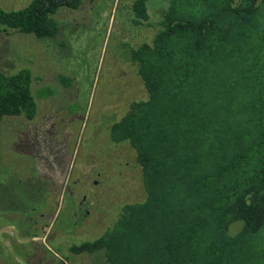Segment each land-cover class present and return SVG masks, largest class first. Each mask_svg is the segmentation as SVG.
<instances>
[{
	"label": "trees",
	"instance_id": "1",
	"mask_svg": "<svg viewBox=\"0 0 264 264\" xmlns=\"http://www.w3.org/2000/svg\"><path fill=\"white\" fill-rule=\"evenodd\" d=\"M85 1L114 0L0 6V30L56 38L59 13ZM150 2L131 1L136 25L150 21ZM156 29L128 49L146 98L110 129L111 142L135 150L145 199L124 204L110 229L70 252L100 253L107 264H264V0H169ZM34 85L30 69H0V122L34 123L48 96ZM6 176L31 182L12 166ZM5 189L0 203L12 200ZM32 201L34 227L22 237H36L32 216L43 217Z\"/></svg>",
	"mask_w": 264,
	"mask_h": 264
},
{
	"label": "rangeland",
	"instance_id": "2",
	"mask_svg": "<svg viewBox=\"0 0 264 264\" xmlns=\"http://www.w3.org/2000/svg\"><path fill=\"white\" fill-rule=\"evenodd\" d=\"M131 1H85L79 10H62L56 38L0 30V69H30L35 93L48 95L33 124L0 122V194L13 189L12 200L0 203V264H107L100 253L75 255L70 247L100 237L124 204L145 199L135 150L111 142L110 129L131 102L146 98L128 49L153 40L169 0H152L143 25L134 23ZM31 2L0 0V6L16 10ZM11 166L17 180L31 182H11ZM31 201L43 217L32 216L40 224L36 237H22L20 230L34 227Z\"/></svg>",
	"mask_w": 264,
	"mask_h": 264
}]
</instances>
